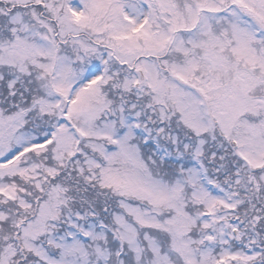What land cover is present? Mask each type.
I'll use <instances>...</instances> for the list:
<instances>
[{
	"label": "snow or ice",
	"instance_id": "6c2138e0",
	"mask_svg": "<svg viewBox=\"0 0 264 264\" xmlns=\"http://www.w3.org/2000/svg\"><path fill=\"white\" fill-rule=\"evenodd\" d=\"M0 264H264V0H0Z\"/></svg>",
	"mask_w": 264,
	"mask_h": 264
}]
</instances>
